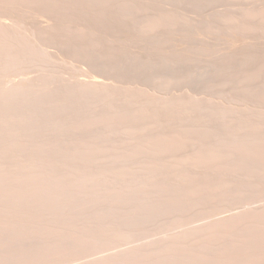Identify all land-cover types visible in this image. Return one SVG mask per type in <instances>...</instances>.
Returning <instances> with one entry per match:
<instances>
[{
	"label": "rangeland",
	"instance_id": "374dc122",
	"mask_svg": "<svg viewBox=\"0 0 264 264\" xmlns=\"http://www.w3.org/2000/svg\"><path fill=\"white\" fill-rule=\"evenodd\" d=\"M29 1L0 0V264H264V0Z\"/></svg>",
	"mask_w": 264,
	"mask_h": 264
},
{
	"label": "bare ground",
	"instance_id": "6f19581e",
	"mask_svg": "<svg viewBox=\"0 0 264 264\" xmlns=\"http://www.w3.org/2000/svg\"><path fill=\"white\" fill-rule=\"evenodd\" d=\"M9 1H10V3H9V2H8V3H9V4L12 3V4H11L12 7H13V5H14L13 8H15V4H13L14 1H13V2H12V0H9ZM21 1H22V2H21V4H20V6H22L21 8L24 9V11L21 9V10H22L21 12H22L23 14L21 13V14H22V15H21V18H19V17H18V18H19V20L21 19L22 22H30V20H31V16H32V15L30 16V13H29V2H30V1L28 0V2H26L27 0H26V1L24 0V1L26 2V3L24 2L25 4L23 3V0H21ZM35 1H36V0H35ZM38 1H39V0H37L36 2H38ZM42 1H45V0H41L40 3H43ZM61 1H62V0H61ZM91 1H92V0H91ZM99 1H101V0H99ZM99 1H97V2H99ZM107 1H108V0H107ZM109 1H111V3H112V0H109ZM109 1H108V2H109ZM3 2H4V0H3ZM5 2H6V1H5ZM15 2H16V5H17L18 9H20L19 4H17L19 1L17 2V0H15ZM15 2H14V3H15ZM47 2H48V1H47ZM47 2L45 1V3H47ZM62 2H63V1H62ZM62 2H61V3H62ZM94 2H95V1H94ZM115 2H117V1H115ZM115 2H114V3H115ZM0 3H1V2H0ZM6 3H7V2H6ZM38 3H39V2H38ZM38 3H36V4H37V5H40V4H38ZM48 3H49V2H48ZM51 3H52V2H51ZM87 3H89V2H87ZM106 3H107V2H105V4H106ZM118 3H119V1H118ZM118 3H117V4H118ZM125 3H126V2H125ZM125 3L122 2L123 5H124ZM129 3H130V2L127 3V6H128ZM22 4H24V5L28 4V5H27V7H25V6H23ZM59 4H60V3H59ZM95 4H96V3H95ZM95 4H94V5H95ZM101 4H102V1H101ZM112 4H113V3H112ZM1 5H2V3H1ZM1 5H0V6H1ZM11 5H10V6H11ZM60 5H61V4H60ZM107 5H108V4H107ZM109 5H110V7H111V4H110V3H109ZM129 5H130V4H129ZM10 6H8V7L10 8ZM34 6H35V5H33V7H34ZM50 6H51V5H50ZM56 6L58 7V4H57ZM102 6H103V4H102ZM104 6H105V5H104ZM104 6H103V7H104ZM8 7H7V8H8ZM12 7H11V8H12ZM17 7H16V8H17ZM24 7H25V8H24ZM52 7H53V6H52ZM95 7H96V6H95ZM97 7H98V6H97ZM97 7H96V8H97ZM100 7H101V6H100ZM105 7H107V6H105ZM105 7H104V8H105ZM125 7H126V6H125ZM0 8H1V7H0ZM4 8H5V7H4ZM11 8H10V9H11ZM13 8H12V9H13ZM16 8H15V10L13 9V11H12V9H11V10H10V9H7V10H10L11 13H12V12L14 13V12L16 11ZM34 8H35V7H34ZM39 8H40V7H39ZM55 8H56V7H55ZM101 8H102V7H101ZM111 8H113V6H112ZM1 9H2V8H1ZM1 9H0V10H1ZM18 9H17V10H18ZM105 9H106V8H105ZM107 9L110 11L109 6H108ZM2 10H3V9H2ZM32 10H33V9H32ZM34 10H35V9H34ZM40 10H41V9H40ZM97 10H99V9H97ZM103 10H104V9H102V11H103ZM19 11H20V10H19ZM41 11H42V10H41ZM46 11H47V10H46ZM99 11H100V10H99ZM106 11H107V10H106ZM1 12H2V11H1ZM1 12H0V13H1ZM4 12H6V11H4ZM30 12H32V11H30ZM8 13H9V12H8ZM8 13H7V14H8ZM13 13H12V14H13ZM42 13H44V11H43ZM45 13H46V12H45ZM45 13H44L43 15H46ZM9 14H10V13H9ZM16 14H17V11H16ZM16 14H14L13 16H15ZM36 14H39V13H36ZM106 14H107V12H106ZM41 15H42V14H41ZM1 16H2V14H1ZM17 16H20V15L17 14ZM35 16H36V15H35ZM35 16H34V17H35ZM38 16H39V15H38ZM6 17H7V15H6ZM9 17H10V16H9ZM36 17H37V16H36ZM40 17H41V16H40ZM40 17L37 18V19H40ZM43 17H44V16H43ZM3 18H4V17H3ZM10 18H12V17H10ZM1 19H2V17H1ZM5 19H7V18H5ZM8 19H9V18H8ZM37 19H36V20H37ZM43 19H44V18H43ZM13 20H14V19H13ZM34 20H35V19H34ZM34 20H33V21H34ZM44 20H45V19H44ZM8 21H9V20H8ZM10 21H11V22H14V21H12L11 19H10ZM17 21H18V20H17ZM61 21H62V20H61ZM3 22L7 23L6 21H3ZM15 22H16V21H15ZM18 22H19V21H18ZM43 22H44V21H43ZM1 24L3 25V23L0 22V25H1ZM11 24H12V23H11ZM4 25H5V24H4ZM4 25H3V26H4ZM12 25H13V24H12ZM5 26H6V25H5ZM7 26H8V25H7ZM7 26H6V27H7ZM10 26H11V25H10ZM10 26H9V27H10ZM0 27H1V26H0ZM9 27H8V28H9ZM12 27H15V26H12ZM1 28H2V27H1ZM3 28H4V27H3ZM3 28H2V29H3ZM5 30H7V29L5 28ZM5 30H4V31H5ZM13 31H14V30H13ZM8 32H9V31H8ZM1 33H2V31H1ZM6 33H7V32H6ZM15 33H16V32H14V34H15ZM3 34H4V33H3ZM9 34H10V33H9ZM11 34H12L13 37H15V36L13 35V32H12ZM15 35H16V34H15ZM7 37L9 38V35H7ZM3 38H4V36H3ZM0 39H1V37H0ZM4 39H6V38H4ZM4 39H3V40H4ZM8 40H9V39H8ZM8 40H7V41H8ZM4 41H5V40H4ZM7 41H5V42L7 43ZM11 41H13V40H10V41H8V42H11ZM1 42H3V41H1ZM1 42H0V44H2ZM5 42H4V43H5ZM4 43H3V44H4ZM6 43H5L4 45H2V46H5V45L8 44V43H7V44H6ZM8 45H9V44H8ZM9 46H10V45H9ZM0 47H1V46H0ZM6 47H7V46H6ZM1 48H2V47H1ZM9 48H10V47H9ZM10 49H11V48H10ZM0 61H1V60H0ZM0 63H1V62H0ZM85 77H86V76H85ZM87 77H88V76H87ZM89 77H90V76H89ZM97 77H98V76H97ZM99 77H100V76H99ZM81 78H82V77H81ZM94 78H95V77H94ZM91 79H92V78H89V79H88L89 81H86V80H87V79H86L85 82H83L82 79H81L80 82H82V86H83V84H84L85 86H89V87L91 86V88H94V87H97V86L104 87L103 84H106L104 81H102V79H101V80H100V79L98 80L97 78H96V80H95V79H94V80H91ZM104 80H105V79H104ZM101 81L104 82V83L102 84ZM24 82H25V81H24ZM78 82H79V81H76L75 83H78ZM80 82H79V83H80ZM79 83H78V85H79ZM13 84H14V83H13ZM16 84L19 85L20 83L18 84V82H17ZM21 84H22V83H21ZM80 84H81V83H80ZM14 85H15V84H14ZM17 85H15V86L17 87V89L20 88V86H17ZM82 86H78V87H82ZM85 86L82 87V88H85ZM11 87H14V86H11ZM8 89H9V87H8ZM11 89H12V88H11ZM14 89H15V88H13V90H14ZM20 89H21V88H20ZM94 89H95V88H94ZM19 91H20V90H19ZM9 92H10V90H9ZM15 92H16V90H15ZM15 92H14V93H15ZM19 93H20V92H19ZM227 108H228V107H227ZM230 111H231V110H230ZM227 113H229V112H227ZM231 113H232V112H231ZM233 114H234V113H233ZM224 115H225V114H224ZM230 115H231V114H230ZM230 115H229V116H230ZM243 115H244V114H243ZM238 116H239V115H238ZM257 116H258V115H256V117H257ZM233 117H234V116H233ZM241 117H242V116H241ZM241 117H240V118H241ZM213 118H214V117H213ZM223 118H224V117H223ZM229 118H230V117H229ZM236 118L239 119L238 117H236ZM242 118L244 119V117H242ZM247 118H248V117H247ZM247 118H245V119H247ZM251 118H253V117H251ZM245 119H244V121H245ZM225 120H226V118H225ZM228 120H229V119H228ZM230 120H231V119H230ZM241 120H242V119H241ZM235 121L237 122V120H235ZM238 121H240V120H238ZM249 121H250V119H249ZM255 121H257V120H255ZM255 121H254V122H255ZM233 122H234V120H233ZM228 123H229V121H228ZM237 123H238V122H237ZM243 123H245V122H243ZM232 124H233V123H232ZM232 124H231V126L234 127V125H232ZM234 124H235V122H234ZM239 124H240V123H239ZM253 125H254V124H253ZM253 125H252V126H253ZM236 126H237V125H236ZM221 127H222V126H221ZM230 128H231V127H230ZM237 128H239V127H237ZM233 129H234V128H233ZM233 129H232V130H233ZM228 130L230 131V129H228ZM228 130H227V131H228ZM237 131H238V130H237ZM252 131H253V130H252ZM230 132H231V131H230ZM230 132H229V133H230ZM250 132H251V129H250ZM253 132H254V131H253ZM180 142H182V141H180ZM173 143H174V142H173ZM229 144H230V143H229ZM173 145H174V144H173ZM180 145H181V144H180ZM227 145H228V144H227ZM233 145H235V144H233ZM233 145H232V147H233ZM232 147H231V148H232ZM237 147H238V146H237ZM237 147H236V151L239 152V150H237ZM239 147H241V146H239ZM227 148H228V147H227ZM229 148H230V147H229ZM231 148H230V149H231ZM225 150H226V149H225ZM232 150H233V148H232ZM234 150H235V149H234ZM241 150L243 151V149H241ZM229 151H230V150H229ZM210 152H213V151H210ZM216 152H217V151H216ZM238 152H237V153H238ZM227 153H228V149H227ZM234 153H235V152H234ZM237 153H236V154H237ZM239 153H240V152H239ZM213 154H215V153L213 152ZM225 154H226V152H225ZM228 154H229V153H228ZM232 154H233V153H232ZM184 155H185V154H184ZM203 155L205 156V154H203ZM233 155H234V154H233ZM198 156H200V155L198 154ZM201 156H202V155H201ZM211 156H212V155H211ZM255 156L257 157V155H255ZM183 157H184V156H183ZM183 157H181V159H182ZM185 157H187V156H185ZM192 157H193V156H192ZM196 157H197V156H196ZM207 157H208V156H207ZM212 157H214V155H213ZM225 157H226V156H225ZM233 157H234V156H233ZM190 158H191V157H190ZM194 158H195V157H194ZM194 158H193V160H194ZM198 158H199V157H198ZM203 158H204V157H203ZM216 158H217V157H216ZM201 159H202V158H201ZM206 159H207V158H205V160H206ZM208 159H209V158H208ZM210 159H211V158H210ZM214 159H215V157H214ZM225 159H229V162H230V158H225ZM231 159H232V157H231ZM183 160H184V159H183ZM187 160H188V159H187ZM190 160H191V159H190ZM190 160H189V161H190ZM195 160H196V159H195ZM198 160H199V159H197L196 161H198ZM185 161H186V159H185ZM202 161H203V159H202ZM202 161H201V162H202ZM208 161H209V160H208ZM210 161H211V160H210ZM210 161H209V162H210ZM187 162H188V161H187ZM187 162H186V163H187ZM199 162H200V161H199ZM201 162H200V163H201ZM203 162H204V161H203ZM209 162H207V163H209ZM211 162H213V160H212ZM214 162H215V161H214ZM214 162H213V163H214ZM204 163H205V162H204ZM204 163H203V164H204ZM192 164H193V163H192ZM194 164H195V162H194ZM210 165H211V164H210ZM0 167H1V166H0ZM2 167H3V166H2ZM3 169H4V168H3ZM35 169H36V168H35ZM0 170L3 171L2 169H0ZM36 171H37V170H36ZM12 173H13V170H12ZM29 173H30V172H29ZM30 174H32V173H30ZM33 174H34V173H33ZM5 175H6V174H5ZM1 176H2V175H1ZM6 176H7V175H6ZM6 176H5V178H6ZM8 176L10 177L11 175H8ZM8 176H7V178H8ZM14 176H15V175H14ZM26 176H28V175H26ZM31 176H32V175H31ZM3 177H4V176H3ZM12 177H13V176H12ZM15 177H17V176H15ZM19 177L21 178V176H18V178H19ZM23 177H24V176H23ZM28 177H29V176H28ZM0 178H1V177H0ZM1 179H2V178H1ZM21 179H22V178H21ZM23 179H24V178H23ZM10 180H11V179H10ZM1 181H2V180H1ZM5 181H6V179H5ZM8 181H9V180H8ZM13 181H14V178H13ZM16 181H17V180H16ZM18 181H19V180H18ZM204 182H205V181H204ZM195 183H196V182H195ZM195 183H194V184H195ZM205 183H206V182H205ZM212 183H213V182H212ZM191 184H192V183H191ZM194 184H193V186H194ZM197 184H199V183H197ZM197 184H196V185H197ZM202 184H203V183H201V185H202ZM188 185H189V184H188ZM215 185H216V184H215ZM219 185H220V184H219ZM199 186H200V185H199ZM204 186H205V185H204ZM211 186H212V184H211ZM223 186H224V185H223ZM226 186H227V185H226ZM190 187H191V186H190ZM207 187H208V185H207ZM218 187H219V186H218ZM218 187H217V188H218ZM191 188H192V187H191ZM199 188H200V187H198V190H197V191H199ZM205 188H206V187H205ZM205 188L203 187L202 189H205ZM208 188H209V187H208ZM211 188H214V187H211ZM219 188H220V187H219ZM219 188H218V189H219ZM224 188H225V186H224ZM186 189H187V188H186ZM195 189H196V188H195ZM221 189H222V188H221ZM225 189H226V188H225ZM189 190H190V189H189ZM191 190H192V189H191ZM212 190H214V189H212ZM216 190H217V189H216ZM216 190H214V191H216ZM202 191H203V190H202ZM205 191H206V189H205ZM187 192H188V191H187ZM187 192H186V193H187ZM195 192H196V191H195ZM211 192H212V191H211ZM207 193H210V192L207 191ZM207 193H206V194H207ZM189 194H190V192H189ZM196 194H197V193H196ZM198 194H199V193H198ZM202 194H204V193L202 192ZM190 195H192V192H191ZM193 195H194V196H193ZM193 195H192V196H193V198H194V197H195V194H193ZM200 195H201V194H200ZM187 196H188V195H187ZM201 196H202V195H201ZM197 197H198V195H197ZM198 198H199V197H198ZM189 199H190V198H189ZM259 212H260V211H259ZM260 213H261V212H260ZM249 215H250V214H249ZM256 215H257V214H256ZM256 215H255V216H256ZM258 215H259V214H258ZM247 216H248V215H247ZM262 216H264V214H263ZM253 217H254V216H253ZM249 218H250V216H249ZM249 218H248V219H249ZM224 219H225V218H224ZM224 219H223V220H224ZM243 219H245V218H243ZM252 219H253V218H251V220H252ZM258 219H259V218H258ZM262 219H264V218L262 217ZM223 220H221V221H223ZM229 220H231V219H229ZM238 220H239V219H237V223H238ZM259 220H260V219H259ZM231 221H233V220H231ZM242 221H243V220H242ZM247 221H248V220H246V222H247ZM253 221H255V220H252L251 222H253ZM262 221H263V220H262ZM225 222H227V221H225ZM239 222H240V221H239ZM246 222H245V223H246ZM256 222H257V221H256ZM256 222H254V223L256 224ZM260 222H261V221H260ZM263 222H264V221H263ZM217 223H218V222H217ZM217 223H216V225H217ZM219 223H220V222H219ZM228 223H231V222L228 221L227 224H228ZM234 223H235V221H234ZM234 223H233V224H230V225H235ZM242 223H243V222H242ZM242 223H241V224H242ZM222 224H223V223H222ZM258 224H259V223H258ZM262 224H263V223H262ZM216 225H215V226H216ZM228 225H229V224H228ZM242 225H243V224H242ZM250 225H251V224H250ZM260 225H261V224H260ZM220 226H221V225H220ZM246 226H247V225H246ZM248 226H249V225H248ZM252 226H253V225H252ZM252 226L250 227V229L252 228ZM258 226H259V225H258ZM218 227H219V226H218ZM218 227H217V230H219ZM227 227H228V226H227ZM239 227H241V226H239ZM254 227H255V226H254ZM256 227H257V226H256ZM215 228H216V227H215ZM231 228H232V227H231ZM236 228H237V227H236ZM247 228H248V227H247ZM259 228H260V226H259ZM261 228H262V226H261ZM225 229H226V227H225ZM242 229H243V228H242ZM262 229H263V228H262ZM262 229H261V230H262ZM222 230H223V228H222ZM231 230H232V229H231ZM236 230H237V229H236ZM239 230H240V229H239ZM247 230H248V229H247ZM251 230H252V229H251ZM255 230H256V229H255ZM255 230H254V231H255ZM212 231L214 232L215 229L213 228ZM212 231H211V232H212ZM219 231H220V230H219ZM223 231H224V230H223ZM256 231H257V230H256ZM259 231H260V230H259ZM262 231H263V230H262ZM204 232H205V231H204ZM217 232H218V231H216L215 234H217ZM228 232H229V229H228V231L225 232V233H228ZM235 232H236V231H235ZM243 232H244V231H242V233H243ZM245 232H246V231H245ZM249 232H250V230H249ZM249 232H248V233H249ZM206 233H207V232H206ZM257 233H258V232H257ZM209 234H210V232H209ZM218 234H219V233H218ZM221 234H222V232H221ZM228 234H229V233H228ZM228 234H227V235H228ZM231 234H233V232H231ZM237 234H238V233H237ZM243 234H244V233H243ZM252 234H253V233H252ZM252 234H251V235H252ZM258 234H259V233H258ZM260 234H261V233H260ZM213 235H214V233H213ZM213 235H212V236H213ZM219 235H220V234H219ZM224 235H225V234H224ZM224 235H223V236H224ZM229 235H230V234H229ZM238 235H239V234H238ZM241 235H242V234H241ZM241 235H240V236H241ZM245 235H247V233H246ZM251 235H250L249 237H251ZM256 235H257V234H256ZM208 236L210 237V235H208ZM208 236H207V237H208ZM225 236H226V235H225ZM236 236H237V235H236ZM216 237H217V236H216ZM227 237H228V236H226V238H227ZM229 237H230V236H229ZM231 237H232V236H231ZM231 237H230V238H231ZM238 237H239V236H238ZM249 237H248V241H249ZM254 237H255V236H254ZM258 237H259V236H258ZM217 238H218V237H217ZM220 238H221V236H220ZM220 238H219V239H220ZM223 238H225V237H223ZM226 238H225V239H226ZM241 238H242V237H241ZM241 238H240V239H241ZM245 238H246V237H245ZM259 238H260V237H259ZM261 238H262V237H261ZM261 238H260V239H261ZM232 239H233V238H232ZM238 239H239V238H238ZM238 239L236 240L237 242H238ZM243 239H244V238H243ZM252 239H253V237H252ZM254 239H255V238H254ZM212 240H213V239H212ZM221 240H222V239H221ZM233 240H234V239H233ZM255 240H256V239H255ZM216 241H217V240H216ZM218 241H219V240H218ZM225 241H228V240H225ZM231 241H232V240H231ZM241 241H242V240H241ZM241 241H240V242H241ZM244 241H245V240H244ZM237 242H235V243H237ZM244 243H245V242H244ZM247 243H248V242H247ZM245 244H246V243H245ZM240 245H241V244H240ZM249 247H251V246H249ZM252 247H253V246H252ZM254 250H255V249H254ZM259 251H260V250H259ZM259 251H258V253H259ZM260 252H261V251H260ZM261 254H262V253H261ZM233 255H234V254H233ZM236 255H237V254H236ZM241 255H242V254H241ZM255 255H257V254H255ZM223 256H224V255H223ZM230 256H231V255H230ZM237 256H238V255H237ZM237 256H236V257H237ZM243 256H244V255H243ZM263 256H264V255H263ZM263 256H262V257H263ZM247 257H248V256H247ZM221 258H222V257H221ZM253 258H254V257H253ZM258 258H259V257H258ZM224 259H225V258H224ZM230 259H231V258H230ZM255 259H256V258H255ZM260 259H261V258H260ZM263 259H264V258H263ZM232 260H233V259H232ZM235 260H236V259H235ZM245 260H246V259H245ZM247 260H248V259H247ZM249 260H250V259H249ZM258 260H259V259H258ZM219 261H220V260H219ZM224 261H225V260H224ZM233 261H234V260H233ZM240 261H241V260H239L238 262L240 263ZM255 261H256V260H255ZM238 262H235V263H238ZM246 262H247V261H246ZM251 262H252V261H251ZM253 262H254V261H253ZM261 262H262V261H261ZM239 263H238V264H239ZM241 263H242V262H241ZM243 264H244V263H243ZM251 264H252V263H251ZM260 264H261V263H260ZM262 264H263V263H262Z\"/></svg>",
	"mask_w": 264,
	"mask_h": 264
}]
</instances>
